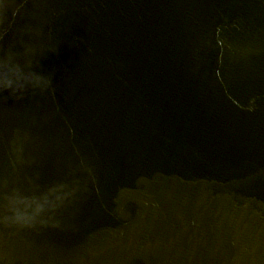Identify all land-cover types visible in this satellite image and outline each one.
Returning <instances> with one entry per match:
<instances>
[{
  "label": "water",
  "instance_id": "1",
  "mask_svg": "<svg viewBox=\"0 0 264 264\" xmlns=\"http://www.w3.org/2000/svg\"><path fill=\"white\" fill-rule=\"evenodd\" d=\"M0 264H264V0H0Z\"/></svg>",
  "mask_w": 264,
  "mask_h": 264
}]
</instances>
